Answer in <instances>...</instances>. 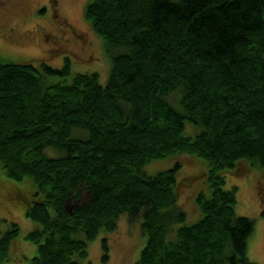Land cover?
<instances>
[{
	"label": "trees",
	"instance_id": "obj_1",
	"mask_svg": "<svg viewBox=\"0 0 264 264\" xmlns=\"http://www.w3.org/2000/svg\"><path fill=\"white\" fill-rule=\"evenodd\" d=\"M84 16L109 60L105 84L96 72L47 80L69 72L67 57L44 73L0 59L1 176L34 225L24 264H80L121 214L144 236L134 264H255L254 222L235 213L225 178L264 171V0H86ZM181 154L200 168L189 223L180 162L145 170ZM18 236L14 221L0 229V262Z\"/></svg>",
	"mask_w": 264,
	"mask_h": 264
},
{
	"label": "rangeland",
	"instance_id": "obj_2",
	"mask_svg": "<svg viewBox=\"0 0 264 264\" xmlns=\"http://www.w3.org/2000/svg\"><path fill=\"white\" fill-rule=\"evenodd\" d=\"M86 0H0V59H29L44 73L43 65L61 68L65 57L70 63L66 75H48L47 80L71 81L76 73L96 72L99 81L105 84L109 73V60L104 52L102 39L94 32L84 16ZM18 29V41L6 34L7 26ZM68 25L71 27H68ZM6 30V31H5ZM66 36L69 50L60 51L55 39ZM186 122L187 130L192 133L194 126ZM49 153H54L49 150ZM174 161L180 162L177 178L176 202L187 212L186 222L198 217L193 197L199 189L197 181L199 164L193 157L181 154L177 158H167L146 165L145 170L153 174L169 168ZM225 187L237 186L235 213L249 217L254 229L248 239L247 256L255 264H264V171L248 164L237 171L226 174ZM13 185L6 183L0 171V229L14 221L18 225L19 236L8 247L10 261L0 264H24L35 253L36 247L24 237L34 225L21 205L22 192L18 194ZM107 245L105 260L102 241ZM144 236L138 220L127 215L118 216L117 225L112 231H101L88 243L87 257L80 264H134Z\"/></svg>",
	"mask_w": 264,
	"mask_h": 264
},
{
	"label": "flooded vegetation",
	"instance_id": "obj_3",
	"mask_svg": "<svg viewBox=\"0 0 264 264\" xmlns=\"http://www.w3.org/2000/svg\"><path fill=\"white\" fill-rule=\"evenodd\" d=\"M68 27H70V26L68 25ZM6 30H5L6 34L10 37V39H13L15 41L19 40L17 37L20 36V35H19V32H18V29L15 26H12V25L7 26ZM54 41L60 47V51H65L66 49L69 50V47H68V41L69 40L66 38V36L60 35V37L56 38Z\"/></svg>",
	"mask_w": 264,
	"mask_h": 264
}]
</instances>
